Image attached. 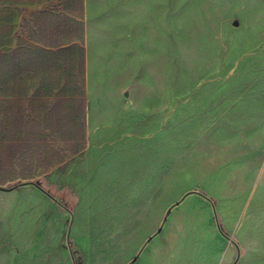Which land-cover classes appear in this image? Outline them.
Here are the masks:
<instances>
[{
    "label": "rangeland",
    "instance_id": "rangeland-1",
    "mask_svg": "<svg viewBox=\"0 0 264 264\" xmlns=\"http://www.w3.org/2000/svg\"><path fill=\"white\" fill-rule=\"evenodd\" d=\"M129 18L146 71L124 102L87 131L76 105L47 119L35 105L33 134L0 138V186L59 198L0 189V264H74L69 210L77 264H127L194 189L237 264H264V0H131ZM239 249L192 193L132 264H233Z\"/></svg>",
    "mask_w": 264,
    "mask_h": 264
},
{
    "label": "crops",
    "instance_id": "crops-1",
    "mask_svg": "<svg viewBox=\"0 0 264 264\" xmlns=\"http://www.w3.org/2000/svg\"><path fill=\"white\" fill-rule=\"evenodd\" d=\"M129 5L0 0V138L33 134L35 105L44 106L43 119L57 105H76L74 118L87 131L94 108L106 114L126 100V89L146 71L135 69L134 53L145 39H136Z\"/></svg>",
    "mask_w": 264,
    "mask_h": 264
},
{
    "label": "water",
    "instance_id": "water-1",
    "mask_svg": "<svg viewBox=\"0 0 264 264\" xmlns=\"http://www.w3.org/2000/svg\"><path fill=\"white\" fill-rule=\"evenodd\" d=\"M25 184H33L35 185L36 187H38L39 189H41L44 193H46L47 195H49L50 197H52L54 200L58 201L59 202V198L58 197H54L53 195H51L47 190H45L38 182L36 181H28V182H21L13 187H10V188H5V187H2L0 186V189L2 190H13L15 188H17L18 186H21V185H25ZM192 193H197L201 196H203L204 198H206L208 201H210L211 205H212V208H213V211H214V215H215V219H216V223H217V227L219 229V231L224 235L226 236L230 241L234 242L236 244V246L238 247L239 249V246L238 244L234 241V239L230 236H228L226 233H224V231L222 230V227H221V224H220V221H219V217H218V213H217V209H216V204L214 202V200H212L208 195H206L205 193H203L202 191L198 190V189H194V190H190V191H187L178 201H176L175 203H173L172 205L169 206V208L167 209L166 211V214L163 218V221L160 225V227L157 229V231L151 235L150 237H148V239L144 242L143 246L139 249L137 255L130 261L128 262L127 264H132L134 263L137 258L140 256V254L142 253L143 249L146 247V245L152 240V238L154 236H156L157 234H159L163 227H164V224L171 212V210L178 204H180L188 195L192 194ZM68 209V208H66ZM69 210V209H68ZM69 212L71 213V221H70V225H69V229H68V233H67V244H68V247H69V250H70V253H71V256H72V259H73V263L74 264H77L75 258H74V254H73V249H72V245H71V240H70V234H71V229H72V225H73V221H74V213L69 210ZM238 257L237 259L235 260V262L233 264H237L239 259H240V256H241V251L240 249L238 250Z\"/></svg>",
    "mask_w": 264,
    "mask_h": 264
},
{
    "label": "trees",
    "instance_id": "trees-1",
    "mask_svg": "<svg viewBox=\"0 0 264 264\" xmlns=\"http://www.w3.org/2000/svg\"><path fill=\"white\" fill-rule=\"evenodd\" d=\"M37 182H38L40 185L42 184V182H41V181H39V180H38ZM48 190H49V189H48Z\"/></svg>",
    "mask_w": 264,
    "mask_h": 264
}]
</instances>
